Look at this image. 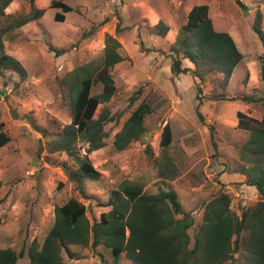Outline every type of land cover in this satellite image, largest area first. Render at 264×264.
I'll return each mask as SVG.
<instances>
[{
    "label": "rangeland",
    "instance_id": "374dc122",
    "mask_svg": "<svg viewBox=\"0 0 264 264\" xmlns=\"http://www.w3.org/2000/svg\"><path fill=\"white\" fill-rule=\"evenodd\" d=\"M52 1L58 0H35L36 7L45 10L43 16L4 39L6 53L22 63L26 75L0 71L1 121L12 138L0 149L1 249L20 253L27 252L34 241L42 245L54 227L56 208L72 198L87 206L92 223L100 220L110 210L107 204L112 192L124 180L144 184L148 194L175 192L182 210L195 218L189 231L192 237L202 224L207 203L214 198L230 196L235 213L264 201L255 187L245 184L240 149L250 133L237 127L238 113L264 120V43L253 29L260 10L264 30V0H242L247 12L235 0H63L73 8L63 23L55 21L61 10L51 8ZM196 5L209 6L216 30L228 32L244 55L225 89L221 88L222 74L202 83L171 73L172 47ZM30 12V0H15L6 10L14 18ZM160 21L171 28L165 37L154 30ZM7 25L6 18H0V28ZM109 35L121 43L119 53L124 58L111 71L118 91L106 107L114 120L105 128L106 146L90 155L100 179H86L79 187L63 170L67 156L50 154L48 145L72 121L73 96L66 75L99 62ZM141 88V97L132 103ZM198 88L205 96L204 123L196 114ZM101 91L102 85L96 83L92 94ZM214 94H223L227 100H210ZM245 97L255 102H245ZM142 102L152 109L146 135L127 150L117 151L115 135ZM104 107H99L97 116ZM166 124L173 135L169 148L177 167L173 180L160 171V142ZM78 148L85 155L87 144L79 142ZM71 250L74 259L65 253V264H136L125 254L115 262L103 248L75 246ZM235 258L234 264H242L240 254ZM18 264H29V258L25 256Z\"/></svg>",
    "mask_w": 264,
    "mask_h": 264
},
{
    "label": "trees",
    "instance_id": "16d2710c",
    "mask_svg": "<svg viewBox=\"0 0 264 264\" xmlns=\"http://www.w3.org/2000/svg\"><path fill=\"white\" fill-rule=\"evenodd\" d=\"M13 1L0 0V18L8 21L6 27L0 28V71L12 70L25 77L22 63L6 53L4 39L14 30L40 19L45 10L38 9L35 0H30L32 12L14 18L6 14ZM235 1L244 12L249 10L241 0ZM51 8L61 10L55 16V21L61 23L66 20L65 14L73 11L63 0L52 1ZM262 20L263 14L258 10L253 29L264 43ZM154 30L158 36L165 37L170 28L160 21ZM105 44L104 55L99 62L88 63L66 75L65 83L73 96L72 121L48 145L50 154L67 156L69 162L63 164V170L79 187L86 179H100L101 173L90 155L106 146L108 133L105 128L114 120L106 107L118 91L111 71L124 58L119 53L121 43L116 37L107 36ZM171 59L173 75L191 76L204 83L222 74L221 88L225 89L243 62L244 55L228 32L216 30L209 6L196 5L180 29L171 50ZM261 59L264 81V55ZM96 83L102 85V91L93 95ZM142 93V88L134 93L132 103L138 101ZM204 100L203 91L198 88L196 114L202 123L205 122L201 112ZM210 100L227 99L223 94H214ZM243 100L255 102L247 97ZM102 105L105 107L97 116ZM151 113L152 109L146 102L136 108L114 137L113 145L117 151L127 150L133 142L146 135V119ZM237 117L238 128L250 133L249 140L240 149V159L245 164L242 173L246 177L245 184L255 187L264 198V120L248 118L243 113H238ZM11 141L0 112V149ZM172 141L171 126L166 124L160 142L159 162L162 175L169 180H173L177 172L169 153ZM79 142L87 144L85 155L78 148ZM82 194L86 197L83 191ZM107 207L110 210L92 223L87 206L78 199H70L56 208L54 227L42 245L34 241L27 252L22 250L20 253L0 248V264H18L25 256L29 258V264H65V253L74 259L71 247L75 246L109 250L115 262L125 254L136 264H234L237 261L235 255L240 254L242 264H264V201L235 213L231 209L230 196L222 194L214 198L207 203L202 224L194 237L189 231L195 225V218L182 210L175 192L148 194L144 184L124 180L112 192Z\"/></svg>",
    "mask_w": 264,
    "mask_h": 264
},
{
    "label": "crops",
    "instance_id": "0c3cea01",
    "mask_svg": "<svg viewBox=\"0 0 264 264\" xmlns=\"http://www.w3.org/2000/svg\"><path fill=\"white\" fill-rule=\"evenodd\" d=\"M241 1H242V0H241ZM245 5H246V4H245ZM190 11H191V10H190ZM190 11H189V12H190ZM188 14H189V13H188ZM188 14H187V16H188ZM156 25H157V24H156ZM156 25H155V26H156ZM169 28H170V27H169ZM170 31H171V28H170ZM188 66H192V65L189 63ZM201 112H203V111H201ZM202 114H203V113H202ZM238 123H239V120H238V122H237V127H238ZM248 187H250V186H248Z\"/></svg>",
    "mask_w": 264,
    "mask_h": 264
},
{
    "label": "built area",
    "instance_id": "2783aa9c",
    "mask_svg": "<svg viewBox=\"0 0 264 264\" xmlns=\"http://www.w3.org/2000/svg\"><path fill=\"white\" fill-rule=\"evenodd\" d=\"M60 69V71H62V68H59Z\"/></svg>",
    "mask_w": 264,
    "mask_h": 264
}]
</instances>
